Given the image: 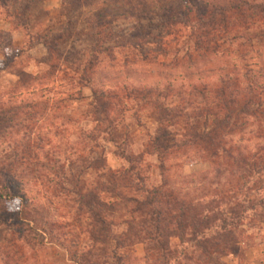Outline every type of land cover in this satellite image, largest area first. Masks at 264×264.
I'll list each match as a JSON object with an SVG mask.
<instances>
[{
	"label": "trees",
	"instance_id": "obj_1",
	"mask_svg": "<svg viewBox=\"0 0 264 264\" xmlns=\"http://www.w3.org/2000/svg\"><path fill=\"white\" fill-rule=\"evenodd\" d=\"M83 2L75 0L78 8ZM6 3L0 0V4ZM88 26L94 45L87 59L77 53L64 56L45 42L50 52L46 60L49 76L70 70L75 75L81 74L79 79L90 86L102 58L116 61L115 54L120 52H129L122 67L144 64L187 68L231 57L243 62L241 66L232 62L220 70L221 76H207L187 85L185 91L183 86L176 91L172 84L163 93L159 88L124 84L92 89L93 117L87 118L95 125L93 132L104 134L126 167L117 172L104 170V184L85 187L80 180H73L72 190L64 189L69 196L74 194L76 215L89 218L85 226L91 239L95 244L106 245L111 230L106 215L121 210L148 217L142 223L143 228L163 262L167 259L169 239L187 232L190 238L186 243L200 249L207 264H221L219 259L223 256H239L237 230L245 224H264V73H252L247 59L256 44H264V1L196 0L180 9L166 8L156 22L133 24L127 29L117 27L103 14L92 16ZM19 77L22 86L40 81L22 73ZM169 97L181 104L172 109L165 107L162 101ZM137 100L154 107L158 125L163 129L146 147V152L155 153L161 163L159 169L165 179L159 187H147L141 158L123 148L127 139L119 128L122 125L119 115L125 111V105ZM18 111L0 105V135L12 129L11 123L19 118ZM180 119L185 128L182 139L169 146L161 143L166 126ZM253 127L256 130L251 138L257 140L254 151L233 144L235 136L244 137ZM90 141L94 142L93 135ZM188 150H195L214 171L209 177L192 176L194 181L199 179L193 196L188 189L174 187L167 174L171 169L167 168V162ZM88 156L89 168L98 171L103 157L91 145ZM16 164L15 160L0 163V264H24V248L34 251L45 245L43 234L52 241L56 239V231L63 229L39 215H43V208L29 209L26 197L6 183L4 177L12 174ZM221 181V189L215 190L213 186ZM100 193L116 202L103 201ZM129 205L133 207L128 209ZM9 208L14 210L7 213Z\"/></svg>",
	"mask_w": 264,
	"mask_h": 264
},
{
	"label": "rangeland",
	"instance_id": "obj_2",
	"mask_svg": "<svg viewBox=\"0 0 264 264\" xmlns=\"http://www.w3.org/2000/svg\"><path fill=\"white\" fill-rule=\"evenodd\" d=\"M5 1V5L0 4V105L4 109H19V118L13 120L9 132L0 135V163L17 162L12 174H7L4 180L26 197L29 209L43 208L40 216L63 226L52 241L43 234L44 246L34 251L24 248V264H207L202 251L186 243L190 232L169 239L167 259L163 262L144 231L142 223L148 221V217L139 213L131 215L120 210L106 215L111 225L109 238L104 246L95 244L85 226L89 218L76 215L74 194L69 196L64 189L72 190L73 180H80L85 187L104 184V170L117 172L126 167L116 156L115 146L104 134L93 132L95 125L87 118L93 117L90 108L93 88L108 89L124 84L159 88L163 93L167 92L168 84H172L176 91L182 86L185 91L187 85L207 76H221L220 70L236 63L235 57L187 68H157L144 64L122 67L123 58L129 52H120L115 54L116 61L102 58L94 85L87 86L79 79L81 74L75 75L70 70L49 76L46 60L50 52L45 45L47 42L64 56L77 53L87 59L94 45L88 26L92 16L106 15L117 27L127 29L133 24L156 22L166 8L180 9L196 0H84L80 8L75 0ZM248 55L252 73L263 75L264 44H256ZM237 63L241 66L243 62L238 60ZM21 73L40 81L22 86ZM179 101L169 97L162 103L172 109L181 104ZM124 109L119 115L122 120L119 128L127 139L123 141V148L141 158V172L147 178V187H159L165 179L159 169L161 163L155 153L146 152L149 140L163 130L158 125L154 107L137 100ZM182 121L175 120L166 126L161 143L169 146L182 139L185 129ZM255 130V127L250 128L244 137L235 136L233 144L254 151L257 140L251 135ZM91 135L94 142L90 141ZM90 145L103 157L98 171L89 168ZM168 167L172 185L188 189L192 196L199 186V179L194 181L192 176L209 177L214 172L195 150L181 151L167 162ZM223 181L213 186L214 189L220 190ZM100 196L108 203L116 202L111 196L101 193ZM132 207L129 205L128 209ZM12 210L9 208L7 213ZM81 224L84 226L80 227ZM237 235L239 256H223L219 259L221 264H264V224H245L237 230ZM83 252L90 254L83 256Z\"/></svg>",
	"mask_w": 264,
	"mask_h": 264
}]
</instances>
